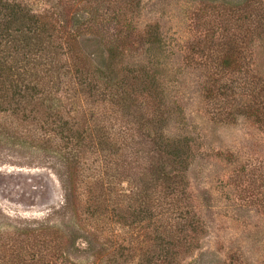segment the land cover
Instances as JSON below:
<instances>
[{"label":"rangeland","instance_id":"374dc122","mask_svg":"<svg viewBox=\"0 0 264 264\" xmlns=\"http://www.w3.org/2000/svg\"><path fill=\"white\" fill-rule=\"evenodd\" d=\"M9 1L36 14L57 11L77 19L83 25L77 30L82 49L99 66L105 50L84 28L92 26L89 21L94 20L93 30L103 35L113 32L117 15L132 21L136 34L156 29L161 45L155 54L140 41L114 64L119 76L132 64H136L133 70L151 66L146 68L157 73L163 110L170 114L166 137L189 141L187 188L179 198L182 222L189 225L182 243L193 245L194 250L183 251L179 263L264 264V127L241 114L221 120L233 111L228 103L242 108L251 101L244 94L250 85L264 87V0H141L134 15L125 13L123 0ZM224 52L234 63L244 65L242 75L223 69ZM235 66L231 68L237 70ZM205 87L211 88L213 99L204 97ZM143 101L138 94L131 103L130 112L137 113L136 117L144 112ZM118 110L109 105L101 113L95 112L96 118L117 132L114 141L123 136L118 135L124 128L131 131L127 122L132 118ZM115 118L119 123L113 122ZM90 162L105 173L101 192L96 194L106 203V219L101 221L93 214L82 222V216L79 221L66 202V171L60 159L0 134L1 242L19 248L25 230L54 227L72 240L73 247L66 254L72 264H92L103 249L110 262L119 252L125 255L108 264H123V260L139 264L141 259L157 258L162 244L168 250L170 239L159 240L167 221L161 226L159 216L153 224L132 215L142 201L137 165H130L129 160L126 165L124 159L120 166L112 165L111 160L101 165L96 159ZM95 172L92 168L88 174ZM166 237L170 238V233ZM36 242L26 241L31 246L29 252H41ZM26 254V262L38 259Z\"/></svg>","mask_w":264,"mask_h":264},{"label":"trees","instance_id":"16d2710c","mask_svg":"<svg viewBox=\"0 0 264 264\" xmlns=\"http://www.w3.org/2000/svg\"><path fill=\"white\" fill-rule=\"evenodd\" d=\"M123 1L126 14H137L141 0ZM113 21V32L104 35L93 30L94 20L89 21L93 23L91 27L84 26L105 50L102 66H99L94 65L93 56L82 49L77 30L83 25L80 26L77 19L67 18L57 11L36 14L20 3L0 0V134L60 159L66 171V202L79 221L82 216V222L93 214L101 221L106 219L103 215L106 203L100 202L96 194L101 192L105 173L90 161L96 159L101 165L111 160L112 165L120 166L124 159L126 165L128 160L130 165H137L142 201L132 215L141 222L150 219L153 224L159 216L161 226L167 225V221L169 227L160 231L159 240L170 239L166 242L168 250L162 244L157 258L153 255L144 261L141 259L139 264H180L182 252L194 250L193 245L182 243L189 225L182 222L184 213L179 198L187 188L189 141L186 137H166L164 132L170 114L163 110L165 104L156 81L157 73L146 68L151 66L133 70L136 64H132L120 76V70L115 69V59L123 58L140 45V41L145 43L149 53L155 54L161 45L156 29L151 27L136 34L132 21L119 19L118 15ZM242 40L239 39L240 43ZM232 60L229 53L224 52L223 69L227 67L242 75L244 65ZM234 64L238 65L237 70L231 68ZM204 93L205 98L213 99L211 88L205 87ZM138 94L145 103L142 116L136 117L137 113L130 110ZM244 94L251 101L246 100L242 108L228 103L233 111L221 120L228 121L241 114L264 127V87L250 85ZM109 105L132 118L127 122L131 131L124 128L127 132H121L118 136H123L118 141L113 140L117 132L110 130L112 126L109 128L107 122L96 118V110L101 113ZM113 122L119 123V120L115 118ZM92 168L96 172L88 174ZM167 233L170 238L166 237ZM22 236L25 240L19 248L8 242L3 244L0 236V264H37L39 261L41 264H72L66 257L73 247L72 240L61 230L40 226L25 230ZM28 239L36 240L42 247L39 255L36 251L29 252L31 246L25 244ZM27 252L38 259L28 258L27 263ZM106 253V249L96 253L98 256L92 264L116 263L125 256L119 252L110 262ZM129 261L122 263L129 264Z\"/></svg>","mask_w":264,"mask_h":264}]
</instances>
